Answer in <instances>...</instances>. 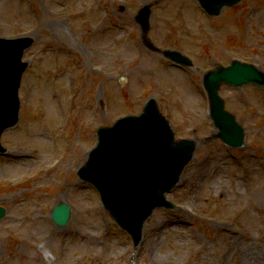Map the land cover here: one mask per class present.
I'll list each match as a JSON object with an SVG mask.
<instances>
[{
  "label": "rangeland",
  "instance_id": "1",
  "mask_svg": "<svg viewBox=\"0 0 264 264\" xmlns=\"http://www.w3.org/2000/svg\"><path fill=\"white\" fill-rule=\"evenodd\" d=\"M144 5L147 30L135 21ZM0 36L32 40L19 120L0 139V264H264V89L221 84L244 130L243 146L231 148L201 84L233 59L264 71V0L214 16L197 0H0ZM149 97L196 149L166 195L175 208L154 209L135 245L77 170L96 128L140 113ZM59 202L71 208L65 226L52 220Z\"/></svg>",
  "mask_w": 264,
  "mask_h": 264
},
{
  "label": "water",
  "instance_id": "2",
  "mask_svg": "<svg viewBox=\"0 0 264 264\" xmlns=\"http://www.w3.org/2000/svg\"><path fill=\"white\" fill-rule=\"evenodd\" d=\"M199 1L209 13L217 14L222 6L239 0ZM148 14V8H144L138 16L144 26L147 25ZM20 43L24 45L25 42ZM12 48L15 52L17 47ZM17 53L20 54L19 51ZM166 55L174 61L190 63L177 52L166 51ZM15 62L18 64L19 60L16 59ZM245 68L251 69L235 62L229 67L208 72L204 78L212 102V117L220 128L219 135L232 144L240 143L242 130L235 123L234 117L223 110V102L217 95V89L222 81L239 86L248 80H254L255 77H239ZM18 82L19 79L11 84L8 101L0 105V114L3 113L1 128L16 121ZM226 126L237 134L238 139H232L223 132ZM99 134V143L79 174L97 186L105 206L121 226L131 233L134 242H137L142 223L152 209L162 205L172 207L163 194L177 181L191 157L193 144L187 140L173 141L168 122L158 113L153 99L149 100L139 116L122 118L112 127L101 128ZM3 215L4 210L0 209V218ZM69 215V207L63 203L57 205L53 213L60 226L65 225Z\"/></svg>",
  "mask_w": 264,
  "mask_h": 264
},
{
  "label": "bare ground",
  "instance_id": "3",
  "mask_svg": "<svg viewBox=\"0 0 264 264\" xmlns=\"http://www.w3.org/2000/svg\"><path fill=\"white\" fill-rule=\"evenodd\" d=\"M245 264H247V262Z\"/></svg>",
  "mask_w": 264,
  "mask_h": 264
}]
</instances>
